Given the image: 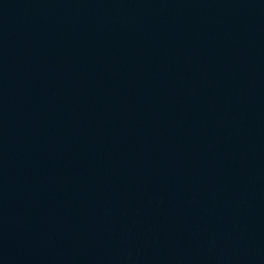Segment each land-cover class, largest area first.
I'll return each mask as SVG.
<instances>
[{
	"label": "water",
	"instance_id": "1",
	"mask_svg": "<svg viewBox=\"0 0 264 264\" xmlns=\"http://www.w3.org/2000/svg\"><path fill=\"white\" fill-rule=\"evenodd\" d=\"M0 264H264V0H0Z\"/></svg>",
	"mask_w": 264,
	"mask_h": 264
}]
</instances>
